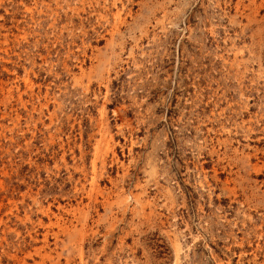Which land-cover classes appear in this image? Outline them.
Instances as JSON below:
<instances>
[{
	"label": "rangeland",
	"instance_id": "1",
	"mask_svg": "<svg viewBox=\"0 0 264 264\" xmlns=\"http://www.w3.org/2000/svg\"><path fill=\"white\" fill-rule=\"evenodd\" d=\"M0 264H264V0H0Z\"/></svg>",
	"mask_w": 264,
	"mask_h": 264
}]
</instances>
